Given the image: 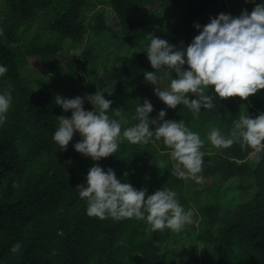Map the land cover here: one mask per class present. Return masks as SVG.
<instances>
[{
	"label": "trees",
	"instance_id": "obj_1",
	"mask_svg": "<svg viewBox=\"0 0 264 264\" xmlns=\"http://www.w3.org/2000/svg\"><path fill=\"white\" fill-rule=\"evenodd\" d=\"M63 1L59 13L56 0H0L5 14L0 66L7 68L0 94L11 95L0 124V264H264V152L256 163L252 150L239 142L216 148L208 139L212 128L229 138L241 115L264 113V89L244 101L214 98L212 109L201 108L193 118L184 105L168 109L144 79L153 71L159 78L155 87L170 85L164 70H153L147 59L148 34L183 50L199 35L195 25L202 30L220 14L231 16L230 10L233 18L250 14L252 1ZM110 11L118 29L107 23ZM9 41L19 47L11 48ZM29 57L50 74H35ZM96 91L112 101L107 115L120 122L121 134L139 123L135 109L145 100L153 106L150 120L163 110L165 121H182L199 134L203 179L188 185L192 195L185 179L171 174V150L154 137L148 144H131L121 135L114 155L99 161L75 151L80 136L61 151L53 140L57 118L72 113L56 105V97L83 98ZM206 94H213L211 88ZM83 107L93 110L87 100ZM116 109L121 116L114 115ZM93 166L112 169L121 182L147 195L161 188L175 191L179 204L192 211L190 221L177 234L152 231L146 220L90 217L77 187L86 184ZM238 193L247 197L228 201ZM16 243L21 248L13 254Z\"/></svg>",
	"mask_w": 264,
	"mask_h": 264
},
{
	"label": "clouds",
	"instance_id": "obj_2",
	"mask_svg": "<svg viewBox=\"0 0 264 264\" xmlns=\"http://www.w3.org/2000/svg\"><path fill=\"white\" fill-rule=\"evenodd\" d=\"M195 27L199 35L183 50L164 39L147 35L150 44L146 56L151 68L164 70L170 85L166 90L155 87L159 78L153 71L145 73L144 79L154 86V94L168 109L184 105L191 110L193 118H197L201 108L210 110L215 106L214 98L244 101L264 89V3L256 5L250 14L244 11L236 18L220 14L210 19L202 30L199 24ZM0 35H3L2 30ZM185 65L187 70H184ZM6 72L7 68L0 66V76ZM171 73H175V78ZM98 75L103 76L102 69ZM209 88L212 95L206 94ZM190 96L196 98L190 100ZM85 100L93 106L92 111L84 110ZM55 102L64 112L72 113L71 118H57L59 127L53 140L61 151L67 150L74 133L82 138L73 145L75 151L93 161L113 156L119 148L121 135L131 144H148L154 137L171 150V159L175 161L172 175L197 182L203 179L198 173L202 171L204 141L182 121H165L163 110L155 120H150L153 106L148 100L135 109L139 123L122 134L120 122L107 115L112 101L100 92L83 98L56 97ZM10 104V92L0 94V124L6 121ZM113 112L117 117L122 115L120 109ZM233 124L229 138L212 128L208 136L210 143L216 148H228L239 142L242 149L252 150L259 163L260 153L264 152V113L255 118L241 115ZM77 189L79 196L87 200V214L101 220L135 218L146 220L152 231L169 229L178 234L193 215L179 204L175 191L161 188L147 195L146 190H136L131 184L121 182L112 169L105 171L99 166L89 169L86 184ZM20 248V243H16L10 251L15 254Z\"/></svg>",
	"mask_w": 264,
	"mask_h": 264
},
{
	"label": "rangeland",
	"instance_id": "obj_3",
	"mask_svg": "<svg viewBox=\"0 0 264 264\" xmlns=\"http://www.w3.org/2000/svg\"><path fill=\"white\" fill-rule=\"evenodd\" d=\"M251 1H252L251 3L254 4L255 6L258 5V4L264 3V0H251ZM54 7L57 9V12L62 13V11L66 7V5L64 4V1L63 0H56V2L54 3ZM0 11H1V9H0ZM230 14H231L232 17H235L236 16V14L233 11H231V10H230ZM4 15H5L4 13H0L1 19L4 18ZM107 21H108L107 23L109 25H111L113 28L118 29L117 26L115 25L116 24V21H115L114 15L112 14L111 11L109 12V15L107 16ZM38 24H39V21H36V22L34 21V23H32L33 26H37ZM17 44H19V43L9 41L7 45L14 49V47H19V45H17ZM27 61H28L29 67H31L32 70L35 71L34 72L35 74H37V73H41V74L48 73V74H50L47 71V69L40 64V62L37 60V58H35V57L34 58H30L29 57V58H27ZM74 136H80V135L78 133H74L73 137ZM262 153H260V156L262 155ZM251 157H253L252 154H251ZM172 162H173V164L175 163V161H173V160H172ZM185 182H186V191L188 192V195H192L191 194V187L188 188L189 187L188 185H190L192 183L198 185L199 183H201V181L197 182L194 179H185ZM239 197H243V199H244L247 196L245 194L238 193V197H234V196L233 197H230V198H228V201H231L233 199H239ZM243 199H241V200H243ZM189 200L192 201V198L190 197ZM197 201L199 203L200 202L202 203V201H200V200H197Z\"/></svg>",
	"mask_w": 264,
	"mask_h": 264
}]
</instances>
